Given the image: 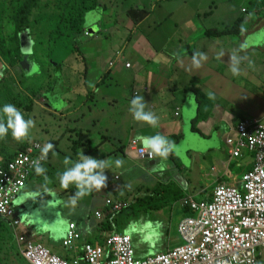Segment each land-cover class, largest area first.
I'll use <instances>...</instances> for the list:
<instances>
[{"label": "crops", "instance_id": "obj_1", "mask_svg": "<svg viewBox=\"0 0 264 264\" xmlns=\"http://www.w3.org/2000/svg\"><path fill=\"white\" fill-rule=\"evenodd\" d=\"M259 1H251L259 17L246 16L239 22L245 13L242 9L241 12L234 10L233 6L225 17L218 18L219 0H156L150 1L151 7L137 1L125 6L120 0H97V7L85 12L82 24L71 29V35L76 29H79L77 34H84L78 36L81 44L75 45L76 51L71 49L73 58L68 59L67 64L65 59L60 65L56 63L60 72L54 76L49 75L40 60L31 58L34 65L19 71L17 66H11L9 58L0 55V98L3 99H0V109L11 103L22 111L25 119L39 110L49 114L57 124L55 134L46 138L47 143L54 145L43 163L47 172L37 175L34 171L15 200L14 215L18 225L0 219V264H30L21 255L17 235L42 243L69 261L81 254L85 243L101 245L112 233L130 234L139 259L166 252L180 244L181 240L170 234L161 214L160 195L168 190V186L174 185L180 193V202L186 197L197 201L189 173L198 164L200 176L206 175L201 172L205 166L200 159L190 165L179 160L178 154L183 147L188 153H195L185 146V140L190 138L195 145V135L201 133V136L212 137L216 130L221 135L244 119L256 118L264 123V92L244 89L253 82L251 69L256 61L253 63L252 57L264 52V43L259 41L260 34L264 33V5L257 6ZM115 5L119 8L115 9ZM92 10V16L85 19L87 12ZM116 13H120V17L127 15L129 21L117 17L104 28V18ZM83 23H87L85 28ZM236 23L238 27L232 35L208 34ZM25 31L29 34L25 29L18 35ZM34 35L30 36L35 42ZM0 38L5 40V37ZM73 44L77 42L73 40ZM241 45L245 47L242 49ZM221 51L224 55L218 58ZM196 52L207 56L198 68L192 59ZM233 53L245 57L239 75L247 79L245 86L236 83L229 71V58ZM48 62L54 63V60ZM127 63L131 66H126ZM26 75L41 78L18 85L17 82ZM258 78L263 79L261 87H264V75ZM208 93L214 98L210 99ZM134 95L144 97L146 110L159 117L158 127L152 128L133 119L129 106ZM257 95L262 97L257 99ZM251 105L255 109L253 114L250 113ZM187 127L191 129L190 134L185 130ZM157 132L174 143L173 151L166 160L158 156L153 160L140 159L137 148L142 145L136 137ZM134 141L136 145H132ZM34 143L41 148L45 145L17 142L9 132L0 140V165L12 159L18 150ZM81 149L85 155L94 158H110L111 167L104 170L107 186L93 189L77 199L73 206L71 198L77 191L75 184L62 188L56 174L71 167L63 163L64 158L77 161ZM116 158L124 160L121 167L115 165ZM213 161L214 171L207 175L212 184L207 181L206 188L199 186L200 195L210 193L199 201L210 200L220 184L238 186L241 183L242 177L232 173L231 166L225 167L217 156ZM252 167L253 163L246 172ZM173 198L176 200L177 197ZM108 200L127 202L130 204L128 209L135 201L141 206L146 205L145 200L154 204L150 213L144 210L138 216L132 213L130 218L119 220L118 215L124 209L113 211ZM96 212L102 217L99 218ZM190 213L187 217L192 216ZM70 224H75L80 234L72 250L62 246Z\"/></svg>", "mask_w": 264, "mask_h": 264}, {"label": "built area", "instance_id": "obj_2", "mask_svg": "<svg viewBox=\"0 0 264 264\" xmlns=\"http://www.w3.org/2000/svg\"><path fill=\"white\" fill-rule=\"evenodd\" d=\"M238 135L236 140H227L231 155L239 157L244 147L255 152L253 169L243 176L239 186L218 185L210 200L183 199V205L193 215L178 225L179 245L137 259L131 237L114 234L103 245L84 244L81 254L69 262L42 244L17 235L22 257L30 264H264V126L257 121H244L238 126ZM41 149L34 143L0 165V218L13 226L18 225L13 204L35 171L32 161L41 156ZM140 149L139 157L149 156ZM44 161L41 160L42 165ZM107 204L115 212L128 207L127 203L111 200ZM96 215L102 217L100 212ZM79 238L76 225L70 224L63 246L72 250Z\"/></svg>", "mask_w": 264, "mask_h": 264}, {"label": "rangeland", "instance_id": "obj_3", "mask_svg": "<svg viewBox=\"0 0 264 264\" xmlns=\"http://www.w3.org/2000/svg\"><path fill=\"white\" fill-rule=\"evenodd\" d=\"M120 1H122L125 6L130 5L133 1H137L138 3H145V5H147L148 7H151L150 1L155 2L156 0H120ZM251 1L253 0H219L220 11L218 18L225 17L226 12L228 10L230 11L233 6L234 10L238 12H241V9L244 8L245 10H247V12H245L246 16H254L255 19H257L259 16L255 13L254 10L255 5L251 4ZM48 5L40 10L39 15H41L42 18L44 19L43 22L40 23V25H44L47 23L49 26L48 29H51L52 27H56V22H58L57 20L62 18L61 16L62 8L58 7L59 5L58 0H52V3L51 4L48 3ZM114 7L115 9L119 8L117 5H115ZM9 9L10 11H12L11 6H9ZM92 12L93 10L87 12L85 19H89L90 16H92L93 14ZM48 13H53L54 18L51 17L47 18L48 16H51ZM117 17L118 20L129 21V17L127 15L123 14L120 17V13L119 14L116 13L114 15L108 16L107 18H104V23H103L104 28L106 27V25L111 24L112 20L117 19ZM120 23L122 24L121 21ZM86 24L87 23H83L84 28L86 27ZM249 24H251V22ZM92 29L95 31L94 28ZM10 30L11 27L9 25L8 31ZM103 31L106 32V29H104ZM79 35H84V34L75 33L70 36L52 37L47 39L45 31H41L40 33L38 32L36 36L35 35L33 36L35 40L33 45L34 52L32 55H30V58H34L35 60L36 59L40 60L41 65L44 68L48 69L47 71H49V75L54 76L56 72L57 73L60 72V69L58 67H55L56 61L65 59L67 64V60L73 58L71 56L72 54H70V51L72 48H74V50L76 51L77 48L75 47V45L81 44V42L78 41ZM73 40H75L77 44H73ZM259 41L261 43H264L263 32L259 36ZM192 52L193 51H191V53ZM50 57L54 59V63L48 62L50 60ZM251 61L253 63L256 61L251 69L253 82L249 84L250 86L248 88L244 87V89L248 91L251 90L254 92L256 91L264 92V87H261V82L263 81V79L258 78V76L264 75V52H260V54H257V56L252 57ZM34 75H26L20 80V82H17L18 85L19 83L25 85V83L35 82L36 80L41 78V76H34ZM42 78H45L44 75H42ZM228 78H232V76L228 75ZM237 81H238L237 83L240 84L241 86H245V83H248L245 77H239L237 78ZM260 97L262 96L257 95L256 98L259 99ZM0 99L3 100L2 98ZM254 112L255 109L251 105L250 113L253 114ZM29 117H31L35 121V127L31 129L29 138L24 141H21L20 143L39 142L42 144H46L48 141L46 138H49L51 137L52 134L53 135L55 134L57 124H55V121L51 118L49 114H44L39 110H35L32 113L28 114V118ZM185 130L187 133L190 134V130H191L190 128L187 127ZM228 131L226 130L225 133L218 135V131L216 130V132L212 135V137H206L204 135L201 136V133L198 132L199 134L195 135L197 138V144L193 145V142L190 141V138H187L184 142L185 146L191 147L190 149H192V151L195 153H188L187 149L186 148L184 149L183 147L181 152H179L178 154L179 160L183 164L190 165L192 162L193 163L199 162L197 160L198 158L200 159V162L203 163V165L205 166V168L201 170V172L206 174L204 177L202 175H201L202 177L200 176V170H198L197 168L199 167L198 164H195L194 167L191 169V172L189 173L191 188L193 190L196 188V192L194 193V195H196L195 199L197 201L205 199L206 195L210 193L208 191V193L200 195L199 186H201V188H206V182L208 181L207 175H209L210 172L214 171V169H212V164H214L213 161L214 156H217L219 160L224 162L225 167L231 166L232 168L231 172L236 173L238 176L241 177L243 176L244 172H246L245 169H247L248 166L254 162L255 153L248 149L243 150V156L241 158H231V156L229 155L230 149L225 141L226 136L229 133ZM191 142L192 144H190ZM60 146L63 148L64 144L62 143ZM209 150H216V152H208ZM198 152L200 154H196ZM208 182L211 183V181ZM160 196H161L160 203H163V207L160 208L161 214L163 215V218L166 220L168 224L170 234L176 236V238H178V240L180 241L181 239L179 238V234H178V225L182 219L191 215V213L182 206L181 202L179 201L180 193H177V190L175 189L174 185H172V187L168 186V190L165 193H162ZM134 197H136L135 192H134ZM173 197H177L176 200ZM145 202L146 205L141 206L140 204L137 203V201H135L131 209L126 208L123 210V213L118 215V217H120L119 220L127 219L128 217L130 218L132 216V213L138 216L142 212H144V210L150 213V207L154 203H151L150 200H145Z\"/></svg>", "mask_w": 264, "mask_h": 264}, {"label": "clouds", "instance_id": "obj_4", "mask_svg": "<svg viewBox=\"0 0 264 264\" xmlns=\"http://www.w3.org/2000/svg\"><path fill=\"white\" fill-rule=\"evenodd\" d=\"M241 30L243 31V26H241ZM28 37L31 38V36L29 34H28ZM32 41H33V39H32ZM19 42H20V38H19ZM33 44H34V41H33ZM33 44H32V53L29 54L28 56L33 54ZM244 47H245L244 45H241L242 49ZM19 48H20V44H19ZM223 55H224L223 51L219 52L218 58L222 57ZM192 59H193V65L198 68L201 66V61L206 60L207 56L202 52H196L193 54ZM244 59H245V57H241L236 53H233L230 55L229 71L232 73L233 76L241 75L242 69H241L240 65ZM27 60L29 61V63L34 65V61L31 58L27 59ZM248 63H249V66L252 65V62L250 60ZM32 65L30 67H32ZM130 66H131V64H130ZM16 68H17V70L20 71V68L18 67V65ZM208 97L210 99L214 98L212 93H208ZM146 107H147V102L145 101L144 97L141 95H134L130 101L129 112L131 113V115L135 121L144 122L152 128L158 127L159 117L153 111L146 110ZM176 115H178V113ZM244 121H248V122L257 121L260 124H263V126H264V123H262L259 119H256V118L255 119L241 120V121H239V123L237 125L234 126L233 129L229 130L230 131L229 133H233V134H228L226 136V140H225L226 144H227L228 139H235L236 140L237 138H239L238 126L240 124L244 123ZM34 127H35V121L31 117H29L28 119H25L22 111L20 109H18L15 105H13L11 103H6V104H4L3 108L0 109V140L5 139L8 136L9 132H11V136L14 140H16L17 142L24 141V140L29 138L30 131ZM136 139L142 145V147L140 149L141 153L146 152V153H148L149 156H152V157H149L147 155L148 157L141 158V157H139L138 151H137L138 157L140 159H143V160H153L155 156L161 157L162 159L166 160L168 158L169 154L174 149V143L171 140H169L167 136H165L159 132H157L154 135H139L136 137ZM132 145H134V144L132 143ZM53 148H54V145L52 143H46L41 149V156L32 161V165H33L37 175H44L47 172V169L45 167H43V165L41 164V160H46L49 151L53 150ZM137 149H139V148H137ZM229 149H230V154H231V148L229 147ZM245 149H248V148L247 147L242 148L241 149V155L237 158H241L243 156V150H245ZM248 150H250V149H248ZM78 157H79L78 160L73 162L70 157L66 156L64 158L63 163L66 166L71 165V167H66L63 172H57V174H56L62 188L67 189L70 184H75L77 191L74 194V196L71 198V204L73 206L77 203V199L88 195L89 193L92 192L93 189L99 190V189L107 186V179L108 178L104 174V170L111 167L110 158H106V159L94 158L90 155H85L82 149L78 153ZM255 157H256V153H255ZM233 158H235V157H233ZM123 164H124V160L122 158H116L115 159V165L117 167H121ZM254 164H255V158H254V162H253V167H254ZM253 167H252V169H253ZM248 172H246V173H248ZM31 176H32V174L29 176L28 180L30 179ZM243 176H242V178H243ZM45 179L46 180L48 179V177L46 175H45ZM15 202H14V204H15ZM123 203H127V202H123ZM14 204H13V206H14ZM127 204L129 207L130 204L129 203H127ZM15 209L16 208L14 207V214H15ZM123 209H125V208H123ZM192 215H193V213H192ZM13 217H14V219H16L15 215ZM76 231H77V228H76ZM114 234H118V233H112L110 235H114ZM119 235H123V234H119ZM126 235H129L131 237L132 244L134 247V241H133L132 236L130 234H126ZM64 238H65V236H64ZM64 238L62 239V246H63ZM107 238H105L103 244L105 243ZM38 244H42V243L38 242ZM103 244H101V245H103ZM93 245H95V244H93ZM43 246H45V245H43ZM46 248H48V247H46ZM63 248L67 249L64 246H63ZM134 251H135V256H136L135 248H134ZM136 258H137V256H136ZM145 258H143V259H145ZM23 259H25V258H23ZM62 259H64V258H62ZM137 259H139V258H137ZM64 260H67V259H64ZM72 260H70V261L67 260V261L71 262Z\"/></svg>", "mask_w": 264, "mask_h": 264}, {"label": "trees", "instance_id": "obj_5", "mask_svg": "<svg viewBox=\"0 0 264 264\" xmlns=\"http://www.w3.org/2000/svg\"><path fill=\"white\" fill-rule=\"evenodd\" d=\"M96 1L97 0H93V2L90 0H58V7L62 8V18L58 21V27L51 30L48 29L49 26L47 23L40 25L44 19L39 13L48 3L51 4L52 0H0V37H5L4 41L0 38V55L9 58L11 66H19V62L22 60V53L19 48V32L28 29L29 35H37L38 32L45 31L46 38L52 35L53 37L70 36V33L73 31L71 29L73 27L78 28L80 24H82L85 12L97 7ZM262 5H264V0H260L257 6L262 7ZM9 6L12 7V11H10ZM242 10L244 13L247 12L244 8H242ZM48 14L51 16L47 18H54L53 13ZM244 18H246V15L243 14L239 22L243 21ZM237 23L232 26L209 31L208 34L213 36H222L225 34L232 35L237 30ZM9 25L11 27L10 31H8ZM77 32H79V29L74 31L76 34ZM27 59H30V56H28ZM50 60L53 61L54 59L50 57ZM56 63L60 65L63 63V60L56 61ZM237 78H239V76L233 77L236 83L238 82ZM20 150L22 151L23 149ZM183 199H181L182 206L186 208L187 211L192 212L188 207L183 205Z\"/></svg>", "mask_w": 264, "mask_h": 264}, {"label": "water", "instance_id": "obj_6", "mask_svg": "<svg viewBox=\"0 0 264 264\" xmlns=\"http://www.w3.org/2000/svg\"><path fill=\"white\" fill-rule=\"evenodd\" d=\"M20 38V51L22 53V60L19 62V68H30L31 64L27 60V57L29 54L32 53V44L33 41L31 38L28 37L27 31H25L23 34L18 35ZM15 204H17L15 202Z\"/></svg>", "mask_w": 264, "mask_h": 264}]
</instances>
